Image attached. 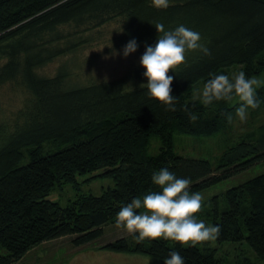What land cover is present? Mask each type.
Listing matches in <instances>:
<instances>
[{"label":"trees","instance_id":"trees-1","mask_svg":"<svg viewBox=\"0 0 264 264\" xmlns=\"http://www.w3.org/2000/svg\"><path fill=\"white\" fill-rule=\"evenodd\" d=\"M112 19L120 20L118 44L135 39L154 46L157 23L166 31L184 25L200 33L211 55L190 51L186 63L169 73L176 111L150 97L142 84L129 87L119 78L71 85L62 68L52 76L38 72ZM238 66L248 78L264 74V0H169L167 8H156L152 0H0V87L15 83L25 89L12 116L0 110V264L59 236L72 235L74 245L96 240L122 206L160 190L151 177L163 168L190 179L189 191L196 193L262 162L264 122L235 134L213 158L175 146V134L199 140L232 131L241 102L234 97L204 106L193 90L213 75L231 79ZM257 100L261 107L264 85ZM153 137L156 152L150 151ZM87 172L110 174L114 185L99 194L79 193L65 205L50 196L56 185ZM224 196L226 208L212 214V225L221 228L216 241L245 242L264 259V170L229 186ZM102 247L159 260L177 251L185 264H225L210 244L139 241L129 234ZM228 264L256 262L243 255Z\"/></svg>","mask_w":264,"mask_h":264},{"label":"rangeland","instance_id":"rangeland-1","mask_svg":"<svg viewBox=\"0 0 264 264\" xmlns=\"http://www.w3.org/2000/svg\"><path fill=\"white\" fill-rule=\"evenodd\" d=\"M69 29V25L64 26ZM120 32V20L112 19L106 22L98 30H91L90 39L80 44L74 50L61 54L37 70L46 76L54 75L59 68L69 74L66 81L71 85H85L95 81L124 79L129 87L147 83L143 75L146 69L140 64V58L147 46H153L148 42L138 43V49L127 58L123 56V48L127 43L118 44ZM240 71V66L231 70V77ZM258 79L264 80V74ZM203 86L199 85L198 90ZM25 89L22 86L7 84L0 87V110L6 117L12 116L21 105ZM235 100H239L238 97ZM264 122V104L258 109L247 110V118L241 121L235 117L232 131L218 133L215 136L196 140L192 136L175 134L174 141L178 150L195 155H204L213 158L220 153L227 144L235 140L238 132ZM158 150V140L152 138L151 152ZM264 170V160L252 167L212 184L199 193L203 196V209L196 218L206 225H212V214L216 207L219 212L226 208L227 201L225 190L243 179ZM114 185V178L110 174H91L90 172L78 174L75 180H68L56 185L55 191L50 195L53 199L65 205L79 193L99 194L104 188ZM116 221L104 225L101 237L91 242L74 245L71 242L72 235H63L45 240L28 250L25 255L12 264H164L165 260H159L139 252L117 251L102 247L103 244L115 240L118 237L128 236L124 228H117ZM210 244L216 248L218 257L223 263L228 264L241 260L243 255L253 259L256 264H264V259H257L256 253L245 242L213 241ZM205 244H200L203 246Z\"/></svg>","mask_w":264,"mask_h":264},{"label":"clouds","instance_id":"clouds-1","mask_svg":"<svg viewBox=\"0 0 264 264\" xmlns=\"http://www.w3.org/2000/svg\"><path fill=\"white\" fill-rule=\"evenodd\" d=\"M152 4L156 8H167L169 0H152ZM155 28L159 33L158 41L154 46L146 45L140 58V64L146 69L143 75L148 81L141 88L146 87L150 97L167 105L168 110L176 111L178 99L173 95L174 77L169 73L186 63L190 51H201L204 55L211 53L202 43L200 33L184 25L166 31L162 23H157ZM137 49L138 43L132 39L124 46L123 56L127 58ZM262 85L264 80L248 78L244 71L234 73L231 79L225 74L213 75L202 89L193 90V99L208 106L215 101L231 102L238 97L241 103L236 108V116L245 121L249 108L260 107L257 89ZM189 115L191 121L197 120L195 114ZM227 120L231 123L232 115L229 114ZM151 179L160 190L134 198L122 206L115 218L117 228H124L139 241L164 239L192 247L213 242L219 237V226L206 225L196 218L203 209V196L199 192L190 193V179L177 178L167 168L153 173ZM164 264H185V260L179 252L171 251Z\"/></svg>","mask_w":264,"mask_h":264}]
</instances>
